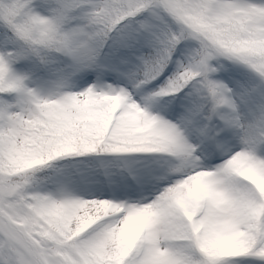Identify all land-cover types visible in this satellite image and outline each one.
<instances>
[{"label": "snow or ice", "instance_id": "snow-or-ice-1", "mask_svg": "<svg viewBox=\"0 0 264 264\" xmlns=\"http://www.w3.org/2000/svg\"><path fill=\"white\" fill-rule=\"evenodd\" d=\"M0 264H264V0H0Z\"/></svg>", "mask_w": 264, "mask_h": 264}]
</instances>
